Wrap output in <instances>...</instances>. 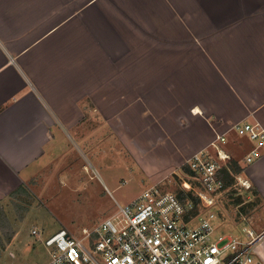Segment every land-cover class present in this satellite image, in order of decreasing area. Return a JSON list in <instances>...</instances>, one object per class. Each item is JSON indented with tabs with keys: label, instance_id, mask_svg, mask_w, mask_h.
<instances>
[{
	"label": "crops",
	"instance_id": "crops-1",
	"mask_svg": "<svg viewBox=\"0 0 264 264\" xmlns=\"http://www.w3.org/2000/svg\"><path fill=\"white\" fill-rule=\"evenodd\" d=\"M126 121L175 166L264 130V0H0V203ZM246 172L264 201V148Z\"/></svg>",
	"mask_w": 264,
	"mask_h": 264
},
{
	"label": "rangeland",
	"instance_id": "rangeland-1",
	"mask_svg": "<svg viewBox=\"0 0 264 264\" xmlns=\"http://www.w3.org/2000/svg\"><path fill=\"white\" fill-rule=\"evenodd\" d=\"M126 122L127 128H108L107 138L100 145L93 140L85 147L75 144L72 148L64 137L68 154L53 173L29 180L0 203V264L47 263L41 241L62 228L81 237V228L95 227L117 211L116 203H128L152 184L159 183L168 192L181 191V183L187 177L185 166H175L177 160L167 161L161 150L159 156H133L128 142L133 123ZM153 130L156 132L151 127L150 132ZM221 146L244 165L242 159L255 145L234 131ZM233 188L236 193H221L212 210L220 218L218 230L261 229L263 199L253 195V188ZM32 230H37V235H32Z\"/></svg>",
	"mask_w": 264,
	"mask_h": 264
},
{
	"label": "built area",
	"instance_id": "built-area-1",
	"mask_svg": "<svg viewBox=\"0 0 264 264\" xmlns=\"http://www.w3.org/2000/svg\"><path fill=\"white\" fill-rule=\"evenodd\" d=\"M233 130L255 145L239 174L233 173V159L221 148L226 136L216 134L208 147L180 165L188 170L181 191L168 192L159 183L152 184L128 203H116L117 211L95 227L81 228V237L65 228L58 230L41 241L45 264H264L256 252L264 237V217L259 230L243 227L226 232L218 230L220 218L212 211L225 192L221 170H227L233 185L251 190L246 167L264 148V130L258 124L238 123ZM181 192L184 200L179 198ZM31 234L37 235V230Z\"/></svg>",
	"mask_w": 264,
	"mask_h": 264
},
{
	"label": "trees",
	"instance_id": "trees-1",
	"mask_svg": "<svg viewBox=\"0 0 264 264\" xmlns=\"http://www.w3.org/2000/svg\"><path fill=\"white\" fill-rule=\"evenodd\" d=\"M230 168L232 169V171H233L234 174H239L242 171L241 168L238 166V164L235 163V162H233V164L230 166ZM186 170H187V168H186ZM187 172H188V170H187ZM219 177L221 178V180L224 183L226 194L229 195V196L235 194L236 193V189L233 188V178L227 172L226 169L223 168L221 170V172L219 174ZM253 195H258V193L255 192V191H253ZM187 196H189V198H191V199H194V201L196 202V200H195V198H193V195H192L191 192H188L187 193ZM179 198L181 200H184L186 198V196L181 192V193H179ZM237 202H238V204H240V202H241L240 201V198L238 199Z\"/></svg>",
	"mask_w": 264,
	"mask_h": 264
}]
</instances>
